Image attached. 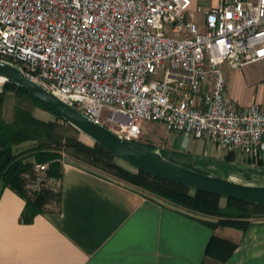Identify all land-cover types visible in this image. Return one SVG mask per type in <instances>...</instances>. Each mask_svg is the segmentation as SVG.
I'll use <instances>...</instances> for the list:
<instances>
[{
  "label": "built area",
  "instance_id": "obj_1",
  "mask_svg": "<svg viewBox=\"0 0 264 264\" xmlns=\"http://www.w3.org/2000/svg\"><path fill=\"white\" fill-rule=\"evenodd\" d=\"M0 61L127 140L161 121L183 146L264 155V106L234 107L222 73L264 63V0H0Z\"/></svg>",
  "mask_w": 264,
  "mask_h": 264
},
{
  "label": "crops",
  "instance_id": "obj_2",
  "mask_svg": "<svg viewBox=\"0 0 264 264\" xmlns=\"http://www.w3.org/2000/svg\"><path fill=\"white\" fill-rule=\"evenodd\" d=\"M192 2L208 8L217 0ZM194 18L202 29L203 14L195 13ZM223 68L227 72L225 94L234 107L264 106L262 61L235 71ZM160 123L171 145L162 151L204 156L198 149L203 140L191 138V148L188 142L183 146L182 136L169 131L163 122L144 123L143 134L155 138ZM172 135L180 140L174 143ZM30 146L24 142L13 150ZM59 184L58 208L36 214L28 223L19 220L23 200L10 189L0 188V264H264V217L252 218L244 230L211 226L216 217L151 196L68 157L62 159ZM220 204H225V198ZM213 235L236 243L226 260L206 253Z\"/></svg>",
  "mask_w": 264,
  "mask_h": 264
},
{
  "label": "trees",
  "instance_id": "obj_3",
  "mask_svg": "<svg viewBox=\"0 0 264 264\" xmlns=\"http://www.w3.org/2000/svg\"><path fill=\"white\" fill-rule=\"evenodd\" d=\"M7 94L15 97L10 118L4 119L2 105ZM30 103H35L50 111L53 120L36 117ZM79 132L61 120L55 113L24 89L12 82H2L0 86V188L6 187L19 196L23 208L19 220L28 223L36 214L56 210L60 201V176L62 159L71 157L93 167H97L119 179L136 185L143 190L161 197L177 206L206 216L216 217L211 226L224 225L246 229L250 220L264 216V204H252L218 194L195 190L159 177H153L118 162V159L97 143L86 144L78 138ZM31 141L32 146L14 151L17 144ZM140 146L150 145L134 141ZM161 152L171 159L180 161L199 171H211L227 178L235 175L249 180L254 170L244 168L234 162L232 153L226 152L224 158L191 156L182 152ZM262 163V158L258 160ZM35 165H44L43 169ZM211 166L214 169L210 168ZM48 181L57 183L54 190L46 185ZM54 204V209L49 204ZM236 247V243L213 235L206 247V253L218 260H226Z\"/></svg>",
  "mask_w": 264,
  "mask_h": 264
},
{
  "label": "water",
  "instance_id": "obj_4",
  "mask_svg": "<svg viewBox=\"0 0 264 264\" xmlns=\"http://www.w3.org/2000/svg\"><path fill=\"white\" fill-rule=\"evenodd\" d=\"M0 79L1 83L12 82L30 93L80 134L89 138L93 143L99 144L119 161L136 171L182 184L191 189L209 191L224 198L264 204V184L238 179L235 175L224 178L211 171H199L171 159L159 149L146 148L132 140H127L105 125L92 121L68 106L42 86L29 80L12 64L0 61ZM250 169L264 173V169Z\"/></svg>",
  "mask_w": 264,
  "mask_h": 264
},
{
  "label": "rangeland",
  "instance_id": "obj_5",
  "mask_svg": "<svg viewBox=\"0 0 264 264\" xmlns=\"http://www.w3.org/2000/svg\"><path fill=\"white\" fill-rule=\"evenodd\" d=\"M251 66H254V65L253 64L252 65H248V68H251ZM222 73H223L224 78L226 79L227 72L225 71V68H223V66H222ZM14 100H15V97L13 95H11V94H7L6 97H5V99H4V102H3V105H2V115H3L4 119H6V120H8L10 118ZM30 108H31L33 114L36 117H39V118L44 119V120H53L54 119V117H53V115H52V113L50 111L44 109L43 107H41L38 104L30 103ZM105 117H106V112L103 111L102 118L104 119ZM159 125H160V128H157V130H156L157 135H156L155 138L147 137L142 132V135L140 136V138L137 141L140 142V143L146 144V145H150L153 148H156V149H159V150H170L171 145H169L165 141V139H164V133H165L164 132V125L161 124V123ZM150 127H151L150 128V131L154 132L155 129L153 128V126H150ZM171 137H172L171 140L174 143H176L178 141V139L180 140V138H178L175 135L174 136L172 135ZM78 138L80 140H82L83 142H85L86 144H89V145L92 144V141L89 138H87L86 136H84L83 134H80L79 133L78 134ZM192 140H190L187 143V147L188 148H191L192 142H194ZM26 142H30V143L33 144V142H31V141H26ZM197 144H198V142H197ZM198 149H199V151H204L202 155H204L206 157L215 158V159H222V158H224V155L226 153V151L221 150V149H218L215 146H208V145H206V143L204 141L199 144V148ZM65 158H66V156H65ZM68 158H71V157H68ZM76 161H78L80 164H83L84 166H86L88 168H91V169H93L95 171H98V172L107 174L108 176H111L113 178L119 179L118 177H116V176H114L112 174H109V173H107V172H105V171H103V170H101V169H99L97 167H93V166L88 165L86 163H83L82 161H79V160H76ZM118 162L121 163V164H123V165H125L124 163H122L119 160H118ZM235 162L236 163H239L241 166H244V167L247 166L249 168L264 169V159L262 160V163L261 164L258 162V160L251 161V160H247V159H244V158L240 159L239 161H235ZM125 166H127V165H125ZM210 168L214 169L213 166H211ZM251 174L252 175H251V177H250V179L248 181H251L252 183H255V184H264V173L254 171V172H251ZM239 178L240 177H238V179ZM119 180H121V181H123V182H125V183H127L129 185H133V184H131L129 182H126V181H124L122 179H119ZM46 185L49 186L50 188H53L54 190L57 188V183L56 182H53V181H48L46 183ZM133 186H135V188L142 189V188H140V187H138L136 185H133ZM147 193L149 195H151V196L158 197V196H156L154 194H151L150 192H147ZM48 207L51 208V209H54L55 206H54L53 203H51V204H49ZM261 211H264V208H262ZM261 217H264V216H261ZM255 218H258V217H255Z\"/></svg>",
  "mask_w": 264,
  "mask_h": 264
},
{
  "label": "bare ground",
  "instance_id": "obj_6",
  "mask_svg": "<svg viewBox=\"0 0 264 264\" xmlns=\"http://www.w3.org/2000/svg\"><path fill=\"white\" fill-rule=\"evenodd\" d=\"M0 83H1V79H0ZM1 86V85H0Z\"/></svg>",
  "mask_w": 264,
  "mask_h": 264
}]
</instances>
